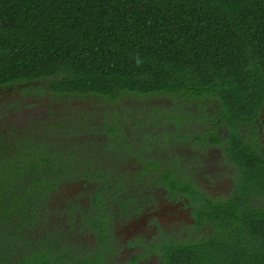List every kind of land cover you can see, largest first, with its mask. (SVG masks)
Wrapping results in <instances>:
<instances>
[{
  "label": "trees",
  "instance_id": "1",
  "mask_svg": "<svg viewBox=\"0 0 264 264\" xmlns=\"http://www.w3.org/2000/svg\"><path fill=\"white\" fill-rule=\"evenodd\" d=\"M16 87L168 96L171 129L220 144L238 173L230 196L214 200L168 169L169 192L190 196L206 229L162 241L165 264H264V0H0V95ZM19 116L0 110V264H109L111 228L94 216L97 243L85 246L86 216L63 196L67 180L103 176L98 160H123L121 118L104 124L110 148L98 151L71 138L68 116Z\"/></svg>",
  "mask_w": 264,
  "mask_h": 264
},
{
  "label": "flooded vegetation",
  "instance_id": "2",
  "mask_svg": "<svg viewBox=\"0 0 264 264\" xmlns=\"http://www.w3.org/2000/svg\"><path fill=\"white\" fill-rule=\"evenodd\" d=\"M22 91V89L18 88V92ZM42 93H44V91H36L34 94H32L33 100L27 101V105L23 102L19 107L17 103H15V109H12L14 106L12 107L11 103L5 109L9 112H11V110H15L19 114L23 112H29L35 117V119H37V121L46 118L45 120L47 122H50L48 121V116L51 113L48 107L46 110L42 111L37 110L33 107L39 99L42 100V98H36L34 100L35 96ZM29 95H26L25 98H29ZM92 114L98 115V117H100V113ZM104 114L105 116L100 121V123L98 122V120L87 118L86 116H88V114H86V116L84 117L86 126L85 133L83 136H80V140L82 142H85V140L88 141L93 138L96 140L98 145H100V148H110V146L103 145V142L108 139V133L106 132L107 130L103 131L104 120H111L114 124L117 125L119 124L117 123V121L119 120L120 116L117 113L104 112ZM146 117L147 116L143 118ZM143 118L139 121V127H141L142 125ZM110 124L112 123H109L107 125ZM155 127L160 128V135H157L162 138V141L159 143L157 141L158 137L156 136V133H153V128ZM193 129L196 130V128ZM260 130L261 132H263V127H261ZM137 131L140 130L138 129ZM172 131H174L173 134ZM182 131L185 133V130ZM182 131L168 129L165 127V125H152L151 128L147 131L137 132V134L134 135L135 137L132 135V138L130 140L137 141L136 146H128V151L126 152V154L117 156L116 159L123 156L124 158H128L126 162L122 160L115 163L114 156L109 159L110 161H112V163H108V166L105 165V162H103L102 160H98L96 164L97 168H100L103 171L102 177H95L93 174L89 173L85 176L67 180L64 188L69 186L71 183L76 185L74 196H68L66 192L64 194L65 196H63L67 197L68 206L69 203H71L68 202L69 198L75 202L76 207L69 208L71 209L70 212L76 216H81L82 214L86 216V218L82 221L83 227H87L86 222L95 221L94 216L97 217L96 220L99 221V225L102 223L101 225L105 227L106 225L104 218L109 217V213L111 214L110 217L112 218V223L118 225V223L121 222L122 225H125L126 218L129 215L136 213L140 206H148L149 200H147V197H151L153 195V192L156 190H162L167 199H172L174 204L183 205V208H186L184 218L182 219L181 223L183 224L185 222V226L183 228L185 233L190 230V227L196 230L203 229L204 227L196 224V219L194 217L196 202L192 201L190 196H186L183 193L178 194L169 192L166 185L167 179H165V175H167L168 169H175L177 180L176 182L179 183L178 185L181 184V181H183L182 183H191L189 182V180H191L195 186H197L200 190L205 191L214 200H220L230 196L235 187L234 178L237 175L238 171L236 170V166L234 174H232L231 172L228 175V172L226 170L223 171V165L227 162V160L223 152V147L220 144H210L208 146V153L210 154V156H208L207 153L202 157V154L195 147V145L190 144L192 146V151L188 152L187 155H184V139L189 138L193 144L196 141L191 129H188L185 137L182 136ZM210 148H213L215 150L216 157H212ZM103 156L104 155H102V158ZM98 157L100 158V156ZM122 165L127 166V172H121L122 170H119L118 168L115 169V166L118 167ZM104 174H106V178H104ZM201 181L203 182V184H201ZM148 182L156 183L161 186H153L151 188H148L146 186ZM144 183H146V185H144ZM205 186L207 188H205ZM90 188H92V190H89ZM212 188H214V190H216L217 192H210ZM99 189H102L101 193H98ZM77 193L84 194L88 202L87 205L82 206L80 204V201L78 200L76 195ZM93 194L94 197L101 201L100 204L98 203V205H96V207L95 204L91 202V197ZM198 203L199 206H204L202 201H199ZM93 208L98 215H94L93 213L91 214V212H93ZM148 217H151V215H149ZM178 218L180 219V217ZM179 222H181V219ZM106 227L111 228V225H108ZM161 228H163L162 223L157 220L155 223L151 221H148V223L145 222L144 226L140 229L141 232L143 231L148 233L149 235H152V238H149L151 240V242L149 243V247L151 249L157 247L162 248V241H166L165 239L175 238L176 240H181L180 235L184 234L182 232H172L170 230L164 229L161 230ZM88 229H90V227H88ZM157 230H159L160 233L157 238L153 239V233H157ZM139 236L145 237L141 233H138L133 234L132 239L137 240ZM94 240H96L97 243L96 234H94ZM115 242L116 241H113V245H115ZM146 251L147 248L134 249L129 254V257L127 256L126 260L120 261V264H132V262L137 263L139 260L146 258ZM112 262L113 261H111L109 264H112Z\"/></svg>",
  "mask_w": 264,
  "mask_h": 264
},
{
  "label": "rangeland",
  "instance_id": "3",
  "mask_svg": "<svg viewBox=\"0 0 264 264\" xmlns=\"http://www.w3.org/2000/svg\"><path fill=\"white\" fill-rule=\"evenodd\" d=\"M35 92L36 91H31V90H27V91L23 90L22 92H18V87L14 89L11 88L10 90H7V89L3 90V92L0 95V110H1V113L3 114V117L6 116L7 119L8 118L12 119V116H15L17 119H19L20 116L17 111L11 110V112H9V111H6L5 108L8 107V105L11 103H12V107L15 105V103H17L19 107L21 106V103L23 102L26 103L27 105L28 104L27 101L33 100L32 94H34ZM43 94L44 93L38 94L35 96L34 100L36 98H42V100L39 99L37 103L34 104L33 107L41 111L46 110L48 107L51 113L48 116L50 122L56 121L58 119H62L68 116L66 120H68L67 121L68 124L72 126L74 129V136L73 135L71 136L72 139L75 138V139L80 140V136L84 135L85 127H86L84 117L86 116V114H88V116H86L87 118L98 120V122L100 123V121L105 116L104 112L105 113H117L120 116L121 118L120 124L126 130L123 136L122 142L127 143L128 146H133V147L136 146L137 141L130 140L132 138V135L134 136L135 134H137V132H140V131L145 132L149 130L152 125H155V126L165 125V127L168 129L174 128V125L171 123V121L164 119L165 113L162 109L163 104L170 102V98L166 95H160V94L159 95H141V94H136V93H125L121 95L122 97L113 100L112 98H109V97L103 98V97H100V96L98 97L95 95H88L85 97H80V96L54 97L55 95L50 94L48 91L47 93L45 92V95ZM26 95H29L30 97L25 98ZM12 109H15V106ZM17 113L18 115H16ZM92 113H100V117H98V115H93ZM27 114H30V113L29 112L20 113V115H23V117L27 116ZM82 114H85V115H82ZM145 116H147L146 118H149L148 116H150L153 118L157 117L162 120L164 119L165 123L162 122L158 124L156 123V119H153L154 122H152L150 119H146L144 124L141 125V127H139L138 124H139L140 119H142ZM43 119H46V118H43ZM144 119L145 118H143V120ZM109 123H113V122L108 119L104 120V124H109ZM200 125H198L199 128H200ZM138 129L140 131H137ZM153 133H156V136L158 137L157 138L158 143L161 142L162 138L158 136L160 135V128L158 127L153 128ZM173 133L174 131H172V134ZM85 143H86L85 145H87V143H94L95 146L98 147V143L93 138H91L89 142H85ZM190 144L195 145V147L199 151H205L204 155H206L209 151V147H201V144L199 142H195L193 144L191 140L188 138V139H184V142H183L184 155H187L188 152L192 151V146ZM102 148L103 147L99 148L98 151L101 150ZM79 151H82V149H79ZM210 151L212 152V157H216L215 150L213 148H210ZM120 154L123 155L125 154V152H122ZM208 156H210L209 153H208ZM127 160L128 158L123 157L124 162H126ZM102 161L103 162L105 161V165H108V163H112V161H110L109 159L107 160V158ZM117 168L119 170L121 169L122 170L121 172H127L126 165H122L118 167L115 166V169ZM224 170L228 172V175L231 172L232 174H234L235 165H233V163H231L230 161H227L223 165V171ZM201 184H203L202 181H201ZM144 185H146V183H144ZM146 186L148 188H151L153 186H161V185L148 182ZM205 188L207 187L205 186ZM214 188H212L210 192L216 191L214 190ZM75 189H76V185L71 183L69 186L65 188V192L68 196H74ZM89 190H92V188H90ZM76 195L82 206L87 205L88 202L83 193H77ZM147 200H149L148 206H140L136 213L129 215L126 218L125 225H122L121 222L118 223V225L116 224L117 226L114 223H112V218L110 217L111 216L110 213H109V217L104 218L105 225L106 226L111 225V229H112V230L110 229L111 238L112 239L114 238V241H116L115 242L116 250L112 253V261H113L112 264H120V261L126 260L127 256L129 257V254L134 249H141V248H147V251L145 252L146 258L139 260L137 263L132 262V264H165V260H164V257L162 255V251L160 250V248L157 247V248L151 249L149 247V243L151 242L149 238H152V235H149L146 232L140 231V229L144 226V223L145 222L148 223V221H151L153 223H155L157 220L160 221L163 227L161 228V230L164 229V230H170L172 232L184 233L180 235L181 240L182 238L185 240L191 239V238L194 239L198 236L197 233L200 230H196L191 227L187 233L184 232L183 228L185 226V222L183 224L181 223H182V219L184 218V213L186 211V208H183V205L174 204L172 199L171 200L167 199L162 190L154 191L151 197H147ZM68 202H71L69 203V208L76 207L74 201H68ZM92 213L94 215H98L94 211V208L91 214ZM149 215H151V217H148ZM178 217H180L181 222H179L180 219ZM85 228L88 229V227H85ZM205 229L206 227L201 231H204ZM89 230L90 229H88L85 232L86 237H87L86 242H84L85 246L88 245V243L90 245L94 243L96 244V240H94V234H95L94 230H90V231ZM138 233H141L145 237L139 236L137 240L132 239L133 234H138ZM159 233H160L159 230H157V233H153L154 234L153 239L157 238ZM117 258H118V262H117ZM128 264H131V263H128Z\"/></svg>",
  "mask_w": 264,
  "mask_h": 264
}]
</instances>
